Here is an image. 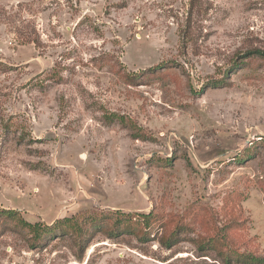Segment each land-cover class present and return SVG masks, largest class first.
<instances>
[{
	"label": "rangeland",
	"instance_id": "1",
	"mask_svg": "<svg viewBox=\"0 0 264 264\" xmlns=\"http://www.w3.org/2000/svg\"><path fill=\"white\" fill-rule=\"evenodd\" d=\"M256 50L264 0H0V210L84 228L82 249L67 235L32 249L0 222V264L264 257ZM114 212L132 220L111 231Z\"/></svg>",
	"mask_w": 264,
	"mask_h": 264
},
{
	"label": "trees",
	"instance_id": "2",
	"mask_svg": "<svg viewBox=\"0 0 264 264\" xmlns=\"http://www.w3.org/2000/svg\"><path fill=\"white\" fill-rule=\"evenodd\" d=\"M257 55V56H264V53L261 51H253L249 52V54ZM250 54V55H251ZM223 83V81L219 82H213L210 84V87L214 86L216 87L218 84ZM109 121H117L120 125H123L124 127H128L131 130H134V133L132 137L134 139L144 138L145 136H141L140 129L137 128L134 124H127L125 119L121 117H115L114 119L110 118ZM109 214H107L108 217ZM115 221L112 224L111 231H115V229L120 228L122 225V221L119 217H123L128 222L132 220V216L130 214H122L120 212H114ZM138 221L136 223H140L143 227V230L147 231V229L150 227L151 222L153 220H158L159 216L155 212H148L146 214H137ZM98 219L95 216H90L89 218V224L97 222ZM136 221V220H135ZM0 222L3 223H14L17 227L22 228L23 230H26L28 235L25 236V241L28 244V246L32 249L34 248H40L43 245H45L46 242L50 238H54L55 235L63 236L67 235L71 238L74 245L78 247V249H82V239H83V231L84 228L79 225L78 221L75 217H66L63 219L56 220L51 225L42 224L40 222L31 223L26 220H24L16 211L13 210H0ZM125 223V222H124ZM65 229H68L66 231ZM224 232V230H222ZM179 232V228H176L173 232H171L169 238L167 241L172 240V238ZM145 233V232H144ZM113 235V234H110ZM145 235V234H144ZM217 238V236H216ZM215 239V238H212ZM218 240L221 241L222 244L226 243L225 235L218 237ZM212 241V240H211ZM169 245L168 247H171L170 243L164 244ZM229 253L233 256H236L238 258H242L243 262L245 264H264V257L258 256L255 253L252 252H243L241 254L236 253L233 250H229ZM230 261L227 256V260H224L225 264H230Z\"/></svg>",
	"mask_w": 264,
	"mask_h": 264
}]
</instances>
